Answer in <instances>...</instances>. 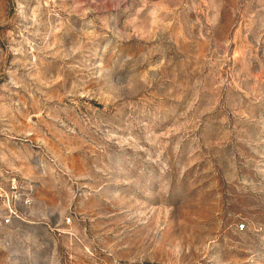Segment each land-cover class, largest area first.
<instances>
[{"label":"rangeland","instance_id":"rangeland-1","mask_svg":"<svg viewBox=\"0 0 264 264\" xmlns=\"http://www.w3.org/2000/svg\"><path fill=\"white\" fill-rule=\"evenodd\" d=\"M0 170V264H264V0H0Z\"/></svg>","mask_w":264,"mask_h":264},{"label":"built area","instance_id":"built-area-1","mask_svg":"<svg viewBox=\"0 0 264 264\" xmlns=\"http://www.w3.org/2000/svg\"><path fill=\"white\" fill-rule=\"evenodd\" d=\"M3 173L8 171L0 170V176ZM33 193V186L26 180L11 175L5 183L0 177V251H7L11 247V233L17 225L37 223L23 210L25 206L31 205ZM67 221H71L70 217ZM244 227L245 225L241 224L240 229Z\"/></svg>","mask_w":264,"mask_h":264}]
</instances>
